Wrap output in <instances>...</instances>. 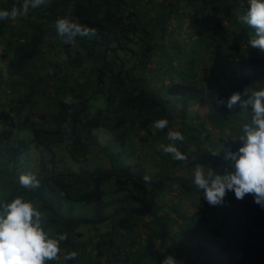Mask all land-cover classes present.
<instances>
[{"label": "trees", "instance_id": "16d2710c", "mask_svg": "<svg viewBox=\"0 0 264 264\" xmlns=\"http://www.w3.org/2000/svg\"><path fill=\"white\" fill-rule=\"evenodd\" d=\"M21 2L0 0V10ZM247 6V0H51L0 21V202L22 197L41 211L51 237L67 233L59 264L79 262L83 227L99 234L110 225L162 244L166 232L183 227L181 241H197L185 249L199 250L197 259L172 250L180 264H264V208L252 195L237 200L231 191L227 205L211 207L193 183L197 164L205 173L231 170L224 150H238L250 120V110L229 111L217 99L239 92L246 100L245 90L264 88V53L249 46L252 30L239 21ZM69 15L97 35L65 44L55 22ZM159 119L169 121L166 129L154 128ZM169 131L184 135L176 146L189 157L186 164L160 149L170 143ZM27 172L38 188L19 185ZM172 192L182 204L167 202ZM190 221L193 228L185 226ZM70 251L76 259L64 261ZM107 258L95 264H109Z\"/></svg>", "mask_w": 264, "mask_h": 264}, {"label": "clouds", "instance_id": "9594fccd", "mask_svg": "<svg viewBox=\"0 0 264 264\" xmlns=\"http://www.w3.org/2000/svg\"><path fill=\"white\" fill-rule=\"evenodd\" d=\"M51 0H22L19 6L11 10H0V21L15 20L21 15H26L29 10L40 7H49ZM245 14L239 21L246 24L252 31L248 44L251 48L264 53V0H247ZM55 29L65 44H72L77 37L96 36L97 30L79 23L71 15L59 18L55 22ZM51 74L52 69L48 70ZM247 99H242L239 92H234L225 101L217 99L219 105L225 106L229 111L240 109L250 110V120L242 126L239 136L241 146L237 151L224 150V159L228 161L231 169L225 170L223 175L216 174L211 168L199 164L193 168L195 186L203 190V197L210 206L222 205L227 192L234 193L237 200H242L246 195H252L254 202L264 208V88L254 90L251 94L245 90ZM169 121L159 119L154 121L156 130H164ZM67 128V125H65ZM167 145H160V149L169 154L174 160L188 161V156L183 154L176 146L177 142L183 143L184 135L180 131H169ZM213 153L212 155H218ZM145 181L149 178L144 177ZM19 185L24 189L38 188L40 181L31 172L19 176ZM43 215L30 201L22 197L13 198L10 202H0V264H48L49 261H61V242L66 241L67 233L51 237L42 225ZM75 251L67 252L64 261L74 260ZM161 264H179L172 255L166 256Z\"/></svg>", "mask_w": 264, "mask_h": 264}, {"label": "rangeland", "instance_id": "374dc122", "mask_svg": "<svg viewBox=\"0 0 264 264\" xmlns=\"http://www.w3.org/2000/svg\"><path fill=\"white\" fill-rule=\"evenodd\" d=\"M182 39H186L185 36H183ZM0 52H1V49H0ZM205 112H206V108L200 109L199 110L200 116H203ZM219 133L220 132H218V134ZM183 176L187 177L186 174H184ZM174 194L175 193L172 192L171 194L165 196V199L167 200L168 203L171 201L177 202ZM201 196H203V191L201 193ZM226 203L227 202L224 200L223 204L218 205V206L222 207L223 205H227ZM177 204H182V201L177 202ZM91 208L88 209L87 214H89V212L92 210ZM183 210L186 213L188 212V210L185 208H183L182 211ZM74 212L75 214H77V212L83 213L84 209L81 210V209L75 208ZM169 222L171 223V221ZM109 225H110V222H109ZM185 226L186 227L189 226L191 228L194 227L192 226L191 221L186 222ZM110 227L112 228L110 230H107L104 227L98 228V229H101L99 230L100 231L99 234L96 232V230L92 228V226L83 227L81 229L83 232H86V235L80 240H78L77 243L85 244V251L83 255L80 254L78 256V260L79 259L80 260L79 262H77V264L79 263L80 264H95L96 262L104 263V260L107 257L109 258V261H110L109 264H133V262H137V264H161V261L166 256L171 255L172 250H173V255H181L180 257H184V251H185L187 256L189 255V256H192L194 259H197L196 255L198 254L197 252L199 249L196 250L197 252H193V253L190 251V249H185L186 247H190L189 246L190 243L191 244L195 243V245L197 246V241L195 240L190 241L187 238L186 239L190 242H186L185 240L181 241L184 238L181 235L179 236V230H182L183 227L182 229H180V227L178 226L177 229H173V230L170 229L171 231L166 232L168 237L166 238V241L164 244L161 243V239L159 241H156V239H152L151 241H149L148 238H142V237L141 239L139 234L142 231L140 230L138 231V230L133 229L129 231V229L127 228L122 231V230H119L117 226L112 227L110 225ZM170 227L173 228L174 224L171 223ZM158 235L161 236L162 234L159 233ZM146 239H147V243H146ZM100 240H101V243H99ZM174 242L178 243V245L174 246L173 245ZM145 245L146 247L142 249ZM147 249L150 250L148 251V253H146V251L141 253L142 250H147ZM119 251L121 252L119 253ZM160 254L164 255V257L159 258L158 260H160V262H158L156 257L157 255H159L160 257ZM237 255L239 256L238 253ZM125 256H127L128 260L122 261L125 258ZM177 261L179 262V264L182 262L181 259H178Z\"/></svg>", "mask_w": 264, "mask_h": 264}]
</instances>
